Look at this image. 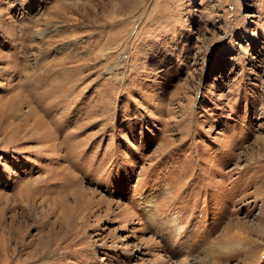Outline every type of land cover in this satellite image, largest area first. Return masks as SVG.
Returning a JSON list of instances; mask_svg holds the SVG:
<instances>
[{"label":"rangeland","instance_id":"rangeland-1","mask_svg":"<svg viewBox=\"0 0 264 264\" xmlns=\"http://www.w3.org/2000/svg\"><path fill=\"white\" fill-rule=\"evenodd\" d=\"M0 264H264V0H0Z\"/></svg>","mask_w":264,"mask_h":264},{"label":"bare ground","instance_id":"bare-ground-1","mask_svg":"<svg viewBox=\"0 0 264 264\" xmlns=\"http://www.w3.org/2000/svg\"><path fill=\"white\" fill-rule=\"evenodd\" d=\"M228 243V242H227ZM226 244V243H225ZM227 246V245H226Z\"/></svg>","mask_w":264,"mask_h":264}]
</instances>
